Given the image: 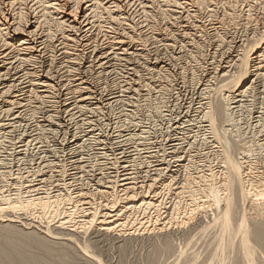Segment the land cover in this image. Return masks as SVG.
<instances>
[{
    "label": "bare ground",
    "instance_id": "6f19581e",
    "mask_svg": "<svg viewBox=\"0 0 264 264\" xmlns=\"http://www.w3.org/2000/svg\"><path fill=\"white\" fill-rule=\"evenodd\" d=\"M109 76L112 77L110 82ZM257 93L263 96L260 99L262 110L254 127L264 136V0H0V139L12 146L16 141L13 143L11 136L21 127L17 121L28 114L35 122L34 128H30L31 136L36 135L32 140L51 134L61 137V145L67 141L71 146L70 149L65 147L64 155L70 150L84 153L86 146L107 145L109 133L105 134L101 119L110 121L113 106L131 104L130 111L134 112L137 106L149 105L157 99L160 103L156 106L160 108L157 112L162 113L163 108L167 113L163 117L168 118L171 132L192 128L193 140H189L188 148H195L199 140L209 146L213 156L197 166L189 159L186 173L193 167L195 176L191 178L188 174L184 183L174 189L171 162L165 168L170 175L162 178L161 183L157 182L158 185L164 186L166 194L172 190L184 195L191 192L190 183H199L196 187L205 196L207 205H204L215 211L212 220L219 222L223 231L230 226L232 217H236L235 211L243 227L250 215L249 224L264 253V163L251 157L252 153L264 150V137L254 146L252 141L242 140L237 130L240 121L252 118L251 99L256 101ZM244 98L248 101L246 104ZM118 111L120 114L123 108ZM114 120L112 122L116 123ZM114 128L121 130L116 124ZM16 146L21 147L18 151L24 148L21 143ZM175 147L174 144L172 148L176 150ZM81 160L75 163L72 159L73 172H67L70 165L67 164V169L64 162L56 164L55 175L45 173L46 164L30 170L32 175L37 172L36 176H42L43 184L36 186L26 178L29 183L23 187L24 195L27 193L25 198L19 196L18 189L20 194H11L9 199L4 195L6 201L0 203V216L29 214L40 224H46L42 239L57 245L63 244L59 241L63 239L73 242V237L85 235L91 228H95L99 236L114 237L115 234L119 240L133 233L136 236L140 231L141 234L148 230L159 232L169 228L181 214L178 201L171 204L174 206L169 208L171 215L166 222L160 223L161 217L153 223L146 219L140 222L129 213L133 209L146 211L148 207L159 206L162 200L153 196L154 199L146 198V193L143 194L155 184H138L123 163L119 165L120 174L115 176L102 163L93 168ZM156 169L162 168L157 166ZM53 176L59 182L55 185L57 190L51 193L43 185ZM86 177L93 185L83 183ZM77 180L79 185L75 184ZM220 191L224 192L223 197ZM195 206L191 209L193 214L202 208V205ZM246 206L257 207L254 214L245 215L249 213ZM12 218L0 219V228L14 229L10 224L14 221ZM50 223L57 224L59 231L53 232ZM149 223L154 227H148ZM59 232L63 237L58 236ZM24 234L33 235V232ZM242 250L245 264H256L248 245ZM83 253L90 258V253ZM240 257L242 259V255ZM235 260V264L241 263ZM27 263L57 264L35 259Z\"/></svg>",
    "mask_w": 264,
    "mask_h": 264
},
{
    "label": "rangeland",
    "instance_id": "374dc122",
    "mask_svg": "<svg viewBox=\"0 0 264 264\" xmlns=\"http://www.w3.org/2000/svg\"><path fill=\"white\" fill-rule=\"evenodd\" d=\"M110 78H112V77L109 76V78H108L109 82L111 80ZM152 95L155 97V93H153ZM261 96H262V94L261 95L258 93L256 94L255 98H257L256 99L257 102L251 99V102L253 105L252 110H251L252 111V113H251L252 118H250L249 121L242 120L239 123L240 125L239 124H238L239 126L237 125L239 137L242 136L241 137L242 140L243 139L245 141L247 140V142L252 141V143H254L253 144L254 146H257L256 144L260 141V139L262 137H264L261 135V132H259V129L258 128L256 129V127H254V125H255L254 122H256L255 121L256 117H258L257 115L260 114L259 111L262 110L260 108V106H261L260 105V101H261L260 99L263 96L262 97ZM128 99L130 100V98H128ZM243 100H244V104H246L248 102L245 100V98ZM133 101H135V100H133ZM127 102H129V101L127 100ZM134 104H136V103H134ZM159 105H160V103L158 102L157 99H155L152 102H150L149 105H143V106L140 105L142 107L139 106V108L137 106V110L134 112L130 111L133 108L131 106V104L125 105L124 107H122L120 105H119V107H118V105L113 106L112 111H111V114H112L111 115L112 120L110 119L111 122L106 120L107 118H104L103 120L101 119V121H102L101 125L103 126V124H104L105 125L104 128H106V129L108 128L107 129L108 131L103 128V130H105V134L109 133V135L106 136L108 146L107 145H105V146L100 145L99 146L98 144L95 145L94 148L86 146V147H84V150H83L85 154L82 153V151L77 152L75 150L72 152L70 150V153L67 152V154L64 155L63 152L66 150L65 147H68V149H70L69 147H71V146L67 143V141H66V143L63 141V143L61 145L60 143L62 141H61V137L59 138V136L53 137L51 134H46V135L44 134L45 135L44 136L42 134L43 136L41 135L40 138H36V139L32 140L33 137H36V135L31 136L32 132H30V130L32 128H34L33 127L34 126L33 123H35L34 118H32V117L30 118L29 115L27 114V115H25V118L22 117V118L18 119L17 124H19L21 127L19 130H17V133L15 131L14 132L15 134H13V136H11L14 139V140L12 139V142L14 143L15 141L16 142L18 141L17 142L18 144L15 142L11 146L10 143L6 142L5 140H2V137L0 139V164H1L0 165V199H1L0 203H2V202L4 203L6 201V200H4L5 198H3L4 195L6 198L8 197V199H9L12 197V195L14 196L15 193L20 194V191H21V194L19 196H21V198H25L27 193H26V195H24L25 190L23 189V187L26 186L29 182L31 184L34 183V185H36V186H41L43 184V182H40L42 179L41 178L42 176L41 177H40V175L36 176L35 174L37 172H35L33 174L35 177L31 174L32 173L31 171L33 169L35 170L37 167H39L38 166L39 164H46V168H44V170L46 171L48 169L49 172L48 171L45 172L47 175L50 173L52 175H55L54 171L56 169V164L58 162L59 163L64 162V165L67 168L68 167L67 164L70 165L73 163L72 159H74L75 160L74 162L76 163L77 160H81V158H82L81 163L87 162L86 164L94 166L93 168H96V167L98 168L99 166H102V164L105 167H109L110 168L109 169L110 174L112 175L114 173L113 175H115V176L120 174V172H121L120 166L125 164L128 167V171L131 172V175H134L132 177H133V179H135V182H137L138 184L143 183L144 186L150 182H151V184H155L154 187L151 188L152 190L147 189L149 196L147 195V191H144L143 194L146 193V195H145L146 198H149V197L153 198L154 197L157 200H162L161 201L162 203L160 202L159 206L157 205V207L155 209H153V207H150V208L148 207V209H146V211L145 210L139 211V209H133L134 211L132 210L129 214H132L134 218L139 219L140 222H142L143 219H144L143 221H145V219H146V221L150 220L152 222V221L156 220L157 217H161L160 223H162V221L166 222V220L169 218V214L171 211L169 208H172L179 201L180 202L179 206H180V210H181V211L180 210L179 211L181 214L179 216L177 215L176 220L174 219L175 223L173 222L169 228L165 227L166 229L163 231H159V232L156 231L157 233L155 231L150 232L148 230V231H145L144 233L142 232L143 234H141V231H140V234H137L136 236H134L135 233H133L132 235L130 234L131 236L130 235L126 236V238L125 237L120 238V240L118 239V237L116 238L117 235H115V234H114V237H113V235H108V234L107 235L100 234V236H99L98 233L95 234L96 233L94 230L95 228H91V229H89L90 231L88 230V232H86L87 234L81 235V236L77 235V236H75V239L73 237V240H74L73 242L71 241L68 243L63 239V240H59L63 244L58 243L57 245H53L48 240H46L45 238L42 239V237L46 234L44 232V229H45L44 226L46 224H44V223L40 224L37 220H36L37 221V223H36L35 219L32 218L31 216H29V214L26 216V215H22V214L17 215L15 213H13V214L10 213V216H11L10 217L8 215L9 213H7V214L5 213V215L2 214V216H0V219L6 218L5 220H8V219L11 220L12 216L14 215L13 216L14 219L12 218V220H14V221L10 223L14 226V229L0 228V264H29L27 262H29V260H31V259H35L38 261H44L45 260L46 262L57 263V264H97L98 260L100 261V264H235L236 258L238 259L237 261L241 262L240 264H245V261H244L245 257L243 255L244 250H242V248L243 249L246 248L247 245L250 248V250L253 251L254 261L256 262V264L258 263V261H260L261 263L264 264L263 250L259 246V240L255 234L253 226H251L249 224L250 220L248 218L250 217V215L248 216L247 222H245V226L243 227L239 224V222L237 220L238 214H237V211H235L236 217H235V215H234L235 213H234L233 214L234 216L232 217L233 220H231L230 226H228L223 231L222 227H220L221 226L220 223L219 222L216 223L212 220L216 216L214 214L215 211H213V209H212V211H210L211 207L208 208V206L207 207L205 206V205H207L206 200H205V196L203 194H201L202 192H200V189L197 188V187H199L198 186L199 183L197 184L196 182H194V183L192 182L189 184V186H191V192H189L190 196H188L189 194L185 193L184 195H182V194L177 193V191H172V190L166 194V191L164 189H162L164 186L158 185V183H161V180H163L164 178H167L169 172H167L165 168L169 164L173 163L172 168L174 169V172L172 173V175L173 174L174 175L172 177L174 180L172 179V181L175 182V183H173V189H174V188H177V186H180L184 183V179L188 174L190 175V177L192 176L191 178H193V175L195 176V174H194L195 171L193 170V167L192 168L190 167L191 169L190 168L187 169L191 173L190 172L186 173L187 172L186 168L188 166L187 164L189 163V159H192L193 161H195V166H197L198 164H200V165L204 164L206 162V160H208V158H209V160H211L213 157L211 155L212 153H211L209 146L205 145L204 143L200 142L199 140H197L196 146H193L195 148H188V146L191 144L190 141L193 140V137H192L193 134L190 132L192 128L189 127V129H187L184 127L181 131L179 129V131L176 130L177 132L173 131V130L171 132V129H170V127H168V124H167L168 118L163 117V115H167V113L164 111L163 108H161L162 110H160V112L162 111V113L157 112L160 109V108H157ZM121 107L123 108V111L125 113L122 111L119 114L118 110L122 109ZM127 108H129V109H127ZM126 111H128V112L126 113ZM22 119H23V121H22ZM32 119H33V122H32ZM119 119H121V120H119ZM252 119H253V121H252ZM19 120H21V121H19ZM113 120L116 123L112 122ZM30 122H31V124H30ZM141 122H143V123H141ZM44 124L46 125V122ZM115 124L118 125L121 130L114 128ZM22 126H24V129ZM144 129L147 132L142 133V130H144ZM250 129L251 130L253 129V130L251 131ZM22 130H24V131H22ZM28 130H29V132H28ZM239 131H240V133H239ZM20 132L21 133L23 132V133L21 134ZM17 134H18L19 139L17 137ZM120 134L122 137L120 136ZM244 134H245V136H244ZM19 135L20 136L24 135V136L20 137ZM47 135L49 138L47 137ZM82 135L83 134H80L79 136H82ZM175 135H176V137H175ZM251 135H253V137ZM16 138H17V140H15ZM23 138H25V139H23ZM46 138H47L48 142H47ZM83 138H85V137L83 136L80 141H83ZM27 140H29V141H27ZM108 140L110 141V143L108 142ZM256 140H257V142H256ZM22 141H24V142H22ZM37 141L40 143H38ZM20 143H21V146L24 145V146H22V147H24L22 149L25 151V153L23 150L18 151L19 149H21V147L19 148L16 145H20ZM173 143L177 147V148L175 147L176 150L172 148V146L174 145ZM25 145H26V147H25ZM17 148H19V149H17ZM86 149L87 150L89 149V151H87ZM93 149H94V151H93ZM101 150L102 151L104 150V151L102 152ZM165 150H167V151H165ZM13 151H16V152H13ZM90 151H93V152H90ZM120 151H122V152H120ZM259 151H261V152H259L257 154L252 153L253 156H251V157L253 160L259 158L260 160L259 159H257V160L264 163V150L260 149ZM86 152H89V153H86ZM98 152H99V154H98ZM71 153H73V154H71ZM77 153H79V154H77ZM91 153H92V155H91ZM69 154H70V156H69ZM93 154H94V157H93ZM105 154H107V156ZM190 154L194 155V157H191ZM262 154H263V156H260ZM85 158L86 159L88 158L87 161L85 160ZM90 159L93 161V164H92V161ZM198 162H200V163H198ZM165 163H167V164H165ZM34 165L36 166L35 168H33ZM49 165H50V167H49ZM184 165H185V167H184ZM200 165L198 166L199 169L201 168ZM133 166L135 168H133ZM157 166H161V168H162L161 170L158 169L159 172H157L158 171L156 169ZM71 167L73 168V166H71V165L68 167L69 169L67 168L68 169L67 172H69V171L73 172L74 169H72ZM198 167H196V168H198ZM180 168H181V170H180ZM263 169L261 167L259 168L260 171H263ZM115 170H118V171H115ZM146 172H149V173H146ZM11 173H12V175H11ZM24 173H25L26 177L24 176ZM21 175H22L24 180L22 179ZM150 175H152L153 177ZM33 177L35 178V181L33 180L34 179ZM26 178H29L31 181H29V179H27V181H26ZM53 179L55 180L56 176H53L51 180H48V182H46V184H48V185H46L45 183L43 185L44 188L48 187L47 189L51 193H54L53 191L57 190V187L55 185H57L59 182L56 179L55 180L56 184H55V183H53L54 182ZM152 179H153V181H152ZM155 180H156V182H155ZM77 181H78V183H76ZM77 181L75 182V184L79 185L80 181L79 180H77ZM84 182L85 183L87 182L88 185H93L92 184L93 181L92 182L89 181L87 179V177L84 178L83 183ZM180 182H181V184H180ZM40 183H41V185H40ZM75 184H74V186L77 187L78 185H75ZM157 186L159 189L156 188ZM17 189L20 191L17 192ZM116 189H117L118 193L120 194L121 193V192H119L120 188L118 187ZM155 192H158L159 194L158 193L155 194ZM193 192H194V195L192 194ZM7 194H8V196H7ZM22 194H23V196H22ZM177 194L180 196V198L178 197ZM195 194H196V196L197 195L198 196L196 197ZM1 195H3V196H1ZM183 196L185 198H183ZM220 196L221 197L224 196L223 191H220ZM187 197H189V198H187ZM199 199H201V200H199ZM203 199H204V201H202ZM181 200H183V201H181ZM173 201H174V203H173ZM201 203H203V204H201ZM171 204H174V205H171ZM194 205H196L195 207H197V205H198L199 208L202 205V208H200L199 210L196 211L197 214H193V212L191 211V209H195ZM248 208L249 207L246 206V212L248 211L249 213H246L245 215H248L250 213H251V215L254 214V211H256L255 208H257V207L249 208V210H247ZM252 209H254V210H252ZM182 212L185 214H183ZM157 215H159V216H157ZM184 216H185V218H184ZM7 217H10V218L7 219ZM234 219L237 220L236 221L237 224L234 223L236 225L233 224V226H232V222L235 221ZM31 220H34V221H31ZM16 221H18V222H16ZM150 221H148V222H150ZM26 222H27V224H26ZM2 223H7V222H2ZM152 223H149L148 227L151 228L153 226ZM53 224L54 223H52V225H51V223H50L51 228H52L51 230L53 232L59 231V228L56 229V227H55V226H57V224H54V225ZM237 225H239V227ZM211 226H213V227H211ZM240 226H241V228H240ZM42 229H43V231H42ZM60 230L63 231L62 229H60ZM28 231L33 232V235H25L24 234L25 232H28ZM92 232L97 236H95ZM55 236H57V235H55ZM58 236H62L60 232L58 233ZM127 237H129V238H127ZM168 243H170V244H168ZM164 244H165V246H164ZM172 245H173V247H172ZM168 246H170L171 248L170 247L168 248ZM216 247L218 249H215ZM83 248H85V249H83ZM241 250L243 251V253L240 252ZM2 251H3V255H2ZM83 252H87L88 255L90 253L93 256L92 257L90 255V258H93L94 260H92V259L90 260L89 256L85 255ZM236 252H237L238 256L235 255ZM241 255H242V259L240 257ZM95 258L97 259L96 263L94 262L96 260ZM89 260H90V262H89Z\"/></svg>",
    "mask_w": 264,
    "mask_h": 264
}]
</instances>
